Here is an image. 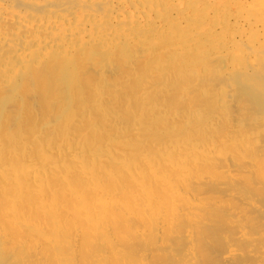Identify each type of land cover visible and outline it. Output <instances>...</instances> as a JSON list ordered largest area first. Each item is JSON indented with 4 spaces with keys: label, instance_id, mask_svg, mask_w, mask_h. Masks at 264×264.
Masks as SVG:
<instances>
[{
    "label": "rangeland",
    "instance_id": "rangeland-1",
    "mask_svg": "<svg viewBox=\"0 0 264 264\" xmlns=\"http://www.w3.org/2000/svg\"><path fill=\"white\" fill-rule=\"evenodd\" d=\"M171 36H168V39ZM164 37L165 40L159 45L160 54L163 52L164 44L168 41L167 35ZM131 48L138 47L132 43L125 49L118 50L119 52L114 51L115 53L109 56L99 53L98 55L101 56L82 54L83 57L81 55L80 62L84 61L77 68L78 79L86 81V77L92 79L95 76V78L92 79L94 83L80 85L85 90V96L71 103L73 106L71 105L70 108L79 114L80 120L70 133L77 140L90 139L91 145L83 146L84 148L78 147L83 150L70 149L68 142L63 141L66 135L61 133L63 127L60 122V128L58 127L56 118L58 104L50 102L51 106L46 109L45 104L41 103L35 92L25 94L20 91L16 99L9 102L11 110L8 104L6 105L9 109H4L6 118L0 119V126L3 129L9 127L11 129L9 132H12L15 139L19 140V149L16 152H20L21 161L11 160L15 156L14 152L0 148V169L14 165L18 169L19 176L30 174L29 177H32L34 167L23 158L25 154L27 157L28 155L34 157V162L37 161L36 164L40 168L46 166L43 164H47L44 162L48 159L44 158L46 154L55 158L58 156L59 160L55 159V163L59 165V168L56 164L44 167L48 175L44 177L46 186L43 188L46 193L53 188L59 200L67 207L77 203L75 199L67 198L68 189L63 177L73 173L80 176L82 170L78 164L72 163L71 153L86 150L83 154L85 159L87 162L96 161L93 166L95 176H100L108 188L116 187L113 182V173H125V170L118 166L117 161L126 160L139 164L145 170L147 177L153 183L151 187L154 188L152 193L155 196L148 192L142 197V193H139L136 186L131 187L135 190L132 196L118 195L120 199L130 204L139 205V210L136 208V215H134L123 209H113L111 206L113 211L109 212L111 215L108 219L109 229L104 232L102 231L104 221L97 229L85 220L61 222L58 225L51 217V213H48L54 208L53 202L47 198L48 202L45 204L49 203L48 206L40 203L39 187L36 186L38 183H35L31 192H23L27 195L23 197V194L15 192V184L8 181L9 186L7 184L4 186L10 191L11 196L0 198V214L7 212L10 215L8 220L1 222L13 244L5 246L8 248L5 250L0 248V254L6 252L9 254L0 255V264H264V244H262L264 239L263 242L261 240L262 243L259 240L260 237L264 238V230H261V228L264 229V225L262 226L264 222V173L258 172L257 174L256 169L253 170L254 166H250L251 170L249 169V164L252 165L251 156L255 161L259 160L264 164L262 161L264 160L263 139L259 134L264 129V116H262L264 105L256 104L253 99L254 94L249 89L246 90L245 87L242 89L241 85L233 84L230 88L231 92L229 90L231 102L229 101L230 103L222 110L216 101L217 89L222 80L209 78L212 77L211 70L220 65L216 61L217 64L208 62L211 68L206 64L205 69L208 71L198 72L199 75L195 73L194 77H190L191 74L182 73V75L179 72L181 76L175 77L177 71L174 67L172 69L173 61L166 58L163 62L159 55H154L153 58L146 51L142 53L140 51L142 55L138 54L141 57L136 59L130 56ZM158 61L161 62H159L160 66ZM192 61L191 59L189 63ZM162 71L170 72L167 81H163L164 83L161 82L160 77ZM159 82L164 84V88L160 84L162 87L158 89ZM156 89L159 90V94L155 93ZM0 94L3 95L2 92ZM247 95L252 99L250 100ZM152 96L155 98H152L153 101L150 99ZM16 100L20 104H15L18 103ZM24 100L27 101L26 106L32 109L30 119L20 114L23 111L20 106L25 105L26 102ZM80 100H83L84 104L80 103ZM98 104L101 105L99 108L102 111L97 110ZM13 107L17 110L16 112ZM7 111L12 112L7 115ZM12 114L17 117L20 115L18 120L23 121L22 126L16 128L18 132L15 131V125L20 122L13 123L17 117H12ZM8 117H12L11 123H8L10 121ZM212 117H215L214 122H212ZM29 120L33 121H30L33 123H31L32 126L29 125ZM89 120H94L95 128L89 125ZM4 123L5 126H3ZM204 123L208 124L203 127ZM27 124L30 127H27ZM254 132L255 136L259 137L254 139L258 142L257 147L245 141L249 136L247 134L253 135ZM95 133L98 134V140L92 136ZM0 139H4L0 141V144L5 146L4 142L7 139L2 135ZM188 139L198 145L199 151L204 152L205 156L201 160L208 161L211 157L214 166L205 163L200 166L191 164V167L189 166L191 170H188L185 176H174L165 182L155 180L156 177L151 174L150 168L143 159L145 155L142 156V154L156 158L154 161L163 163L162 166L167 167V170L169 166L165 161L167 156L162 144L178 141L181 143ZM238 139L246 145L242 148H235L234 143L241 142ZM56 144H60L59 146L65 152L60 147H58L61 149L59 150ZM247 144L250 146L248 147ZM24 145L26 147L31 145V147L24 150ZM49 145H53L52 150L54 151L49 152V148L45 149ZM26 151L28 153L30 151V154L27 155ZM146 151L148 152L145 153ZM177 151L179 150L175 152ZM24 152L25 154L21 155ZM174 155L177 156L176 153ZM110 156H114L113 159ZM93 159L95 161H92ZM16 162L20 164L16 165ZM63 163H65L64 166ZM66 164L72 165L70 169L72 172L65 168ZM90 164L88 165L92 167ZM27 167L30 170H27ZM55 170L59 173L54 177L53 174L57 173ZM231 174L234 177H231ZM93 193L95 192L91 191L88 194L95 200L97 195ZM139 195H141L140 198ZM20 207L23 208L20 209ZM37 207L38 210H35ZM14 208L18 213L13 216L10 211ZM59 212L62 220L72 216L63 209ZM27 218L31 219V224H41L43 229L41 225V228L38 226L41 230L38 227L28 226ZM258 230H261L263 234ZM50 242L60 246L61 251L51 249ZM21 243L26 247L21 246L23 245ZM36 245H40L41 252L34 255L30 252ZM43 250L46 255H43ZM229 250H233L232 256H234L225 258Z\"/></svg>",
    "mask_w": 264,
    "mask_h": 264
},
{
    "label": "bare ground",
    "instance_id": "bare-ground-1",
    "mask_svg": "<svg viewBox=\"0 0 264 264\" xmlns=\"http://www.w3.org/2000/svg\"><path fill=\"white\" fill-rule=\"evenodd\" d=\"M165 35H167V39L168 36H172L166 41L167 44H164L163 52L160 54L159 45L165 40ZM132 43L138 48H131L130 56L138 59L141 57L142 51H146V53L149 56H153V58L154 55H159V58L163 62L168 58L174 63L172 69L174 67L177 71L175 77L179 75L178 72L180 74H191L190 77H194L195 73L199 75L197 74L198 72L200 73L206 70L205 67L208 62H211V64H213L212 62L220 64L218 67L211 65L216 68L214 70L210 69L212 71V77H209L210 74L208 77L214 80H222V82L219 83L220 86L217 89L216 98L222 110L231 102L229 90L233 84L241 85L242 89H244L243 87H245L246 90L249 89L250 92L254 94L253 99L256 104L259 106L264 105V0H0V93L2 92L3 94H0V119L6 118L4 117V109L10 108L9 104L16 99L20 91L25 94L35 92L41 100V103L45 104L44 106H46V109L51 106L50 102H56L58 104L56 115L58 127L60 128V122L61 127H63L61 133L66 135L63 141L66 140V142H68L70 149L79 150L80 148L78 147L84 148L83 146L91 145L92 142L90 139H85L83 141L77 140L76 137L70 133L71 129L77 126L78 120H80L79 114L70 108L72 105L71 103L85 96V90L83 87H80V85L92 83L95 78V76L94 78L92 77V80L91 77H86V81L78 79L77 68L80 66L81 62L84 61L81 59L82 61L80 62L81 55L97 54L94 56H101L98 55L99 53L109 56V54L115 53L114 51L125 49L127 45H132ZM86 56L88 57V55ZM191 59L194 64H192V62L189 63ZM160 61H158V63ZM164 64L165 63H163V65ZM207 66L210 67L208 64ZM162 68L160 69L163 70ZM166 69L168 70V68ZM168 74H170V72H160L162 83H164L163 81H167L169 77ZM162 83H157L159 85L158 89H161L159 87ZM162 85L164 88V84ZM158 89L155 91L156 94L159 92ZM204 92L203 90V94H205ZM249 95L247 96L251 100V95ZM153 96L150 97L152 101L156 98V96H154L155 98ZM22 100L21 98V101ZM83 100H80V103L84 104ZM16 102L18 101L16 100ZM15 104H20V102ZM26 104L27 101L25 105L23 104V106H20L23 110L21 111V108H19L21 111L20 114L24 118L30 119L32 109H30L28 105L26 106ZM97 106V110L102 111L99 108L101 105L98 104ZM9 110H11V108ZM16 111L15 109V112ZM11 112L7 111V115L8 113L11 114ZM17 115L12 114V117H17ZM19 116L16 118V121H13V119L11 120L12 117H8V119H10L8 123L13 121V123L16 122L17 124ZM214 118L215 117H212V120ZM30 121L32 120H29V125L33 122ZM21 122L15 125V131H17V126H22ZM212 122H214V120ZM32 124L30 126H32ZM94 124V120H89V125L91 127L95 128ZM205 124L208 123H204L203 127H205ZM3 126H5V123ZM30 126L27 124V127ZM7 129H5V127L3 129L2 126H0V134L7 139V141L4 142L5 146L1 143L0 148L14 152L15 156L11 160L21 161V157L19 156L20 152H16L19 149V140L15 139V135L12 134V132H9L11 131L9 127ZM19 129L21 130L20 127ZM13 130L14 129H12V131ZM37 132H39V130ZM259 134L261 139H263L262 147L264 148V129L259 132ZM97 135L98 134L95 133L92 136L98 140ZM247 135L249 136L244 140L257 147L258 142L254 139L259 137L255 136V132L253 135H250V133ZM3 140L4 139H0V141ZM239 140L240 139H238V141ZM240 141L241 142L236 144L233 141L234 146L236 145L235 148H242L246 145H244V143L242 144V140ZM48 142L50 141L48 140ZM44 143L46 142L44 141ZM25 145L23 147L24 150L31 147V145L27 147ZM59 145H57V148H61ZM52 146L49 145L45 147V149L49 148L50 152V150L54 148ZM162 146L166 151L167 157L165 161L169 166L167 170V167L162 166L163 163L156 160L154 161L156 158H150L148 154V156H146V154L140 153L142 156L145 155L143 159H145L148 168H150L151 174L155 175V180L158 179L165 182L174 176H185V173L191 170V164L200 166L205 163L206 165L214 166V161L211 160V157H209L208 161H205V159L201 160V158L205 156L203 155L204 152L199 151L198 145L189 139L181 141V143L178 141L170 144H162ZM249 146L250 145H248V147ZM60 148L58 149L61 150L62 148ZM177 149L179 151L175 152ZM85 151H83L84 153L82 151L71 153L73 155L72 163L78 164L82 170L80 176H78L77 173H73L72 175L68 174L66 177L62 176L65 178L68 189L67 198L75 199L77 204L66 207V205L59 200V196L53 188L49 187L50 189L47 193L43 188L46 186L44 183H46L45 176L47 174V172H45L47 169L45 170L44 167L56 164L55 159L59 160V157L57 156V158H55L54 156L51 157L46 154L44 158L48 159L44 162L47 164H43L46 166L40 168L36 164L37 161L34 162V157L28 155L30 151L29 153L26 151L28 157L25 152L21 153V155L25 154V157H22L29 162V165L34 167L32 170L33 176L29 177L30 174L28 173H26L28 175L24 174V176H19L17 172L18 169L14 165L0 169V184H2L0 186V198H10L11 196L10 191L4 186L7 183L13 182L16 186L15 192L18 194L31 192L35 187V183H38L36 186L39 187L38 194L41 198L40 203H43L45 206L48 202L47 198L53 202L54 208L50 209V212H47L51 213V217L54 218L58 225H60L61 222L70 223L77 222L78 220H85L88 224L92 225V227L95 226L97 229L101 227L100 223L104 221L102 225V231L104 232L109 229L108 219L111 217L109 212L113 211L110 208L111 206L113 209H123L127 213L136 215V208L139 210V205L130 204L120 199L119 196L121 195L122 197L127 194L132 196L135 192V190L131 188L132 186H136L139 193H142V197L148 192L152 193L154 190V188L151 187L153 183H151L150 178L147 177L145 170L135 162L130 163L126 160H119L117 164L121 169L125 170V173L112 172L114 178L113 182L116 184V187L113 189L108 188L103 183L100 176H95L96 174L94 173L95 171H93V166L95 165L94 163L96 161L94 159L96 158L92 160L95 161L94 163L87 162V159H85L83 155ZM147 152L148 151L145 153ZM175 153L177 156L174 155ZM113 157L114 156L111 158L113 159ZM253 158L254 157L251 156L250 162H252V165L249 164V169L251 170L250 166H254L255 168L253 167V170L256 169L257 174H263V162L260 163L259 160L257 162ZM24 159H22V161ZM18 164L20 163L16 162V165ZM64 164L65 163H63V166ZM88 164L92 165V167ZM115 166L117 165L115 164ZM57 167L59 168V165H57ZM65 168L70 170L72 165L66 164ZM105 168L102 169L105 170ZM28 169L27 167V170ZM69 172L72 171L70 170ZM225 172L228 173V171ZM20 173L23 172L20 171ZM58 173L59 172L54 173L53 176L55 177ZM48 177L49 176H47V178ZM231 177H234V175ZM32 178H34V181L31 180ZM48 184L49 183H47V185ZM90 186L92 188H90ZM91 191L95 192L97 195L95 200L88 194ZM24 195L25 194H23V197ZM152 195L155 196L153 193ZM140 197L141 195H139V198ZM13 202L15 201L13 200ZM38 207L35 210H38ZM22 208L23 207H20V209ZM45 208L46 207H44V209ZM60 209L65 210L72 216L62 220L59 215L61 214L59 212ZM23 210L25 211V208ZM10 213L14 216L18 212L14 208ZM48 213L47 216L50 219L51 217ZM9 216L7 212L0 214V229L3 228L0 230V248H2V250H5L7 248L5 246H8V244H13L1 222L2 220H8ZM30 220L27 223V225L29 224L28 226L34 228L40 227L41 224H31L32 222ZM49 222H51V220ZM263 223L262 226L264 225ZM45 224H47L46 221ZM261 230L263 231L264 229L261 228ZM261 230H258V232L262 233ZM19 236L20 235H18V238ZM260 238V242L261 240L263 242L264 238ZM19 243L18 247L20 246ZM262 244H264V242ZM21 246H24V244ZM49 246H51V249L58 252L62 249L60 246H56L54 242H50ZM39 247L40 245H36L33 247L34 250H32V252H30V250L29 252L37 255L41 252ZM16 248L13 249L15 250ZM9 253H11V251ZM42 253L46 255L44 250ZM4 254H6V256L9 255L7 252ZM232 254L233 250H229L225 258H229V256L231 258Z\"/></svg>",
    "mask_w": 264,
    "mask_h": 264
}]
</instances>
